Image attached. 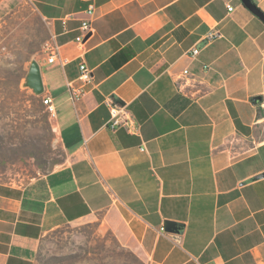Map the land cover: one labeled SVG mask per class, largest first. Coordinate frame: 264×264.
<instances>
[{
    "label": "crops",
    "instance_id": "1",
    "mask_svg": "<svg viewBox=\"0 0 264 264\" xmlns=\"http://www.w3.org/2000/svg\"><path fill=\"white\" fill-rule=\"evenodd\" d=\"M91 3L0 0V18L36 11L66 60L44 44L34 59L65 161L0 187V264H36L46 234L93 223L144 264H264V22L240 0Z\"/></svg>",
    "mask_w": 264,
    "mask_h": 264
},
{
    "label": "rangeland",
    "instance_id": "2",
    "mask_svg": "<svg viewBox=\"0 0 264 264\" xmlns=\"http://www.w3.org/2000/svg\"><path fill=\"white\" fill-rule=\"evenodd\" d=\"M47 36L43 21L27 5L0 18V187H21L65 161L54 117L41 104V96L25 86L30 62ZM36 264L144 263L93 223L46 234Z\"/></svg>",
    "mask_w": 264,
    "mask_h": 264
},
{
    "label": "built area",
    "instance_id": "3",
    "mask_svg": "<svg viewBox=\"0 0 264 264\" xmlns=\"http://www.w3.org/2000/svg\"><path fill=\"white\" fill-rule=\"evenodd\" d=\"M88 2L87 8H86V14L88 16H91L94 12V6L91 3V0H86ZM228 11H232V7H228ZM80 34L75 38V42L77 44H82L84 41L85 36L90 32V24L88 20L82 21L80 25ZM220 38V34L218 31L212 30L208 31L204 37V42L205 43H211L214 42L216 39ZM45 50L48 51L49 57L47 59V62L49 64H53L55 62H58L60 65H65L66 60L62 59L60 57L59 51L56 46L46 43L45 44ZM199 53V49L194 48L191 50V55L196 56ZM79 79L82 82L83 85L90 84L92 81V75L90 71L85 67L84 64L79 65ZM184 74H187V71L183 72ZM84 92L82 89H77L74 90L73 93H71V99L74 100L78 96H83ZM41 100L43 105L45 106L48 114L54 117L55 111H54V106L51 102V100L48 97L41 96ZM110 119L107 122V126L110 129H115L116 126H118L121 122V116L124 114L122 109L118 107V105L115 102H112L110 105Z\"/></svg>",
    "mask_w": 264,
    "mask_h": 264
},
{
    "label": "water",
    "instance_id": "4",
    "mask_svg": "<svg viewBox=\"0 0 264 264\" xmlns=\"http://www.w3.org/2000/svg\"><path fill=\"white\" fill-rule=\"evenodd\" d=\"M245 8L256 15L260 20L264 22V13H262L257 6L251 0H240ZM25 86L30 88L34 95L40 96L43 92V84L41 79L40 67L38 63L33 60L30 62L29 69L25 77ZM261 175L256 176L259 178ZM183 226L179 223L166 221L164 223V229L166 231L180 233Z\"/></svg>",
    "mask_w": 264,
    "mask_h": 264
},
{
    "label": "trees",
    "instance_id": "5",
    "mask_svg": "<svg viewBox=\"0 0 264 264\" xmlns=\"http://www.w3.org/2000/svg\"><path fill=\"white\" fill-rule=\"evenodd\" d=\"M41 104H43V103H42V100H41ZM43 106H44V105H43Z\"/></svg>",
    "mask_w": 264,
    "mask_h": 264
}]
</instances>
